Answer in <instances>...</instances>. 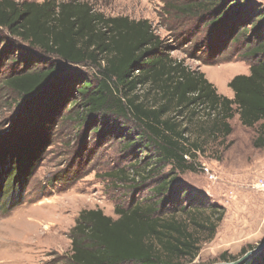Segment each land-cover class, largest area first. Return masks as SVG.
<instances>
[{"label": "trees", "instance_id": "trees-1", "mask_svg": "<svg viewBox=\"0 0 264 264\" xmlns=\"http://www.w3.org/2000/svg\"><path fill=\"white\" fill-rule=\"evenodd\" d=\"M165 4L170 13L179 15L213 13V22L224 17L229 23L226 34L231 39H238L251 29L236 23L231 0H174ZM245 19L250 25L255 24L252 14ZM2 31L45 55L93 69L94 74L88 77L75 73L70 82L47 91L49 99H44L54 100L51 113L57 111L80 127L92 117L100 120L111 116L123 125L131 123L123 139L126 146L141 143L143 160L153 164L152 172L142 179L170 165V173L162 176L152 190L154 200L116 207L117 218L97 208L80 210L69 233L68 264H191L201 245L213 238L225 210L191 200L175 181L174 171L195 170L186 155L195 157L192 150L200 148L199 142H190L185 135L187 128L182 127L181 117L185 112L194 114L199 107L208 115L215 111L211 132L223 127L227 134L235 106L243 125L259 123L263 130L264 37L248 44L245 55L255 58L248 74H236L228 82L233 92L229 98L216 91L204 72L173 57L148 20L106 16L85 0H0ZM9 44L4 51L10 49ZM39 62L21 63L18 70L2 77V86L24 102L42 104L41 93L53 83L59 67L54 63L45 67ZM144 86L147 92L154 91V105H148L147 97L140 99L136 93L138 87ZM261 141L264 138L259 136L256 145ZM47 145L48 140L40 138L15 153L0 148V163L5 162L0 165V196H4L6 204L13 207L19 203L18 193ZM154 163L160 164L159 169ZM18 178L21 183L16 193ZM247 247H242L241 254L253 248ZM236 258L226 251L219 254L223 261ZM243 264H264V248Z\"/></svg>", "mask_w": 264, "mask_h": 264}, {"label": "rangeland", "instance_id": "rangeland-1", "mask_svg": "<svg viewBox=\"0 0 264 264\" xmlns=\"http://www.w3.org/2000/svg\"><path fill=\"white\" fill-rule=\"evenodd\" d=\"M85 1L106 16L148 20L173 57L204 72L219 94L230 97L233 93L228 82L236 74H248L255 58L245 55L248 44L264 37V0H231L236 23L251 27L238 39L226 34L229 23L224 17L213 22L216 17L213 13L196 16L170 13L165 2L174 0ZM250 14L256 18L254 25L249 24V19L243 20ZM8 43L10 49L4 51ZM34 60L45 67L50 63L59 67L53 83L41 93L42 104L24 102L1 84L4 75L18 70L23 62L29 64ZM75 73L82 78L94 71L87 65H73L45 55L0 32V148L15 153L40 138L48 140L22 192L18 193L19 203L11 207L0 196V264H68L69 233L80 210L97 208L117 218L116 207L154 200V186L170 173V165L159 169L160 164L154 163L160 173L153 171L150 178L142 179L152 172L153 164L143 160L145 153L139 151L141 143L126 146L123 139L131 123L123 125L111 116L100 120L92 117L80 127L57 111L51 113L54 100H46L47 91L70 82ZM136 93L140 99L147 97L148 105H154V91L147 92V86L138 87ZM233 108L227 134L223 127L211 132L215 111H209L208 115L199 107L194 114L185 112L181 117L182 127L187 128L185 135L190 142H199L200 148L192 150L195 157L186 155L195 170L174 171L175 181L191 200L225 210L213 238L201 245L191 264L223 262L219 259L222 251L238 259L245 253L241 254L242 247L255 248L264 240V197L256 188L264 170V141L259 145L256 142L259 136L264 138V129L259 123L243 125ZM95 126L99 130L93 131ZM0 165L4 166L5 162L1 161ZM2 170L0 167V178ZM15 178L16 175L11 179ZM17 181L16 193L21 179ZM2 188L1 184L0 193ZM230 261L233 260H227Z\"/></svg>", "mask_w": 264, "mask_h": 264}, {"label": "water", "instance_id": "water-1", "mask_svg": "<svg viewBox=\"0 0 264 264\" xmlns=\"http://www.w3.org/2000/svg\"><path fill=\"white\" fill-rule=\"evenodd\" d=\"M262 248H264V240L259 245H257L255 248L246 251L242 256H240L236 260H233L230 262H227V261L217 262V263H213V264H243L244 262L249 260L251 258V256H253L255 253H257Z\"/></svg>", "mask_w": 264, "mask_h": 264}, {"label": "built area", "instance_id": "built-area-1", "mask_svg": "<svg viewBox=\"0 0 264 264\" xmlns=\"http://www.w3.org/2000/svg\"><path fill=\"white\" fill-rule=\"evenodd\" d=\"M256 188L259 190L261 195L264 197V170L262 171L261 176L258 178L256 182Z\"/></svg>", "mask_w": 264, "mask_h": 264}, {"label": "crops", "instance_id": "crops-1", "mask_svg": "<svg viewBox=\"0 0 264 264\" xmlns=\"http://www.w3.org/2000/svg\"><path fill=\"white\" fill-rule=\"evenodd\" d=\"M231 91H232V90H231ZM232 93H233V92H232ZM225 96H226V95H225ZM227 97H229V98H232L233 96H232V97H230V96H227Z\"/></svg>", "mask_w": 264, "mask_h": 264}]
</instances>
